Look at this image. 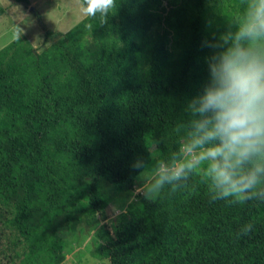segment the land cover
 Wrapping results in <instances>:
<instances>
[{"label": "trees", "instance_id": "16d2710c", "mask_svg": "<svg viewBox=\"0 0 264 264\" xmlns=\"http://www.w3.org/2000/svg\"><path fill=\"white\" fill-rule=\"evenodd\" d=\"M242 4L117 0L103 25L83 17L46 30L38 48L18 36L0 49V233L15 244L11 264H62L69 240L99 225L95 253L109 264H264L262 201H211L193 179L153 200L137 194L110 231L97 187L103 177L132 189L134 161L175 147L173 128L207 80L204 41L231 30Z\"/></svg>", "mask_w": 264, "mask_h": 264}, {"label": "clouds", "instance_id": "9594fccd", "mask_svg": "<svg viewBox=\"0 0 264 264\" xmlns=\"http://www.w3.org/2000/svg\"><path fill=\"white\" fill-rule=\"evenodd\" d=\"M81 9L86 20L103 25L117 0H81ZM204 47L207 80L173 128L175 147L164 154L154 145L148 161L133 162L136 191L153 200L196 179L211 201L264 202V0H243L232 29Z\"/></svg>", "mask_w": 264, "mask_h": 264}, {"label": "rangeland", "instance_id": "374dc122", "mask_svg": "<svg viewBox=\"0 0 264 264\" xmlns=\"http://www.w3.org/2000/svg\"><path fill=\"white\" fill-rule=\"evenodd\" d=\"M6 11L0 15V49L18 36H24L34 46L43 44L46 30L65 32L75 26L84 16L81 0H29L28 4L15 0H0ZM97 187L104 200L107 201L106 223L112 231L114 218L125 211L128 204L139 194L136 180L132 189L119 190L103 177L97 180ZM100 226V225H99ZM84 227L75 237L70 239L68 251L62 264H109V261L97 257L95 247L99 241V228ZM1 230L2 225L0 224ZM0 230V231H1ZM12 238L4 232L0 233V263L11 264L15 247Z\"/></svg>", "mask_w": 264, "mask_h": 264}]
</instances>
